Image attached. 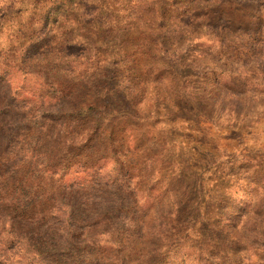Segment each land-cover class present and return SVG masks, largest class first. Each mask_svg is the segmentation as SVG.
I'll return each instance as SVG.
<instances>
[{
    "label": "rangeland",
    "instance_id": "1",
    "mask_svg": "<svg viewBox=\"0 0 264 264\" xmlns=\"http://www.w3.org/2000/svg\"><path fill=\"white\" fill-rule=\"evenodd\" d=\"M0 264H264V0H0Z\"/></svg>",
    "mask_w": 264,
    "mask_h": 264
},
{
    "label": "trees",
    "instance_id": "2",
    "mask_svg": "<svg viewBox=\"0 0 264 264\" xmlns=\"http://www.w3.org/2000/svg\"><path fill=\"white\" fill-rule=\"evenodd\" d=\"M65 190V189H64ZM66 191H59L58 194L54 195L53 196V200H55V203L57 202V197H60L61 199H65V196L62 195V193H65ZM76 192V191H75ZM74 191H70V192H66L65 194L67 195V199L70 198V199H74L76 196V194L78 193H75ZM78 197V196H77ZM63 204H66V205H69L70 203H63ZM55 208H57V212L55 211H52V213L54 215H56L57 217H62L63 219L66 217V215L68 214V210H66L61 204H57L55 206H53ZM71 207V206H69ZM67 207V208H69ZM65 222H71V219H65L63 220L62 222H56L58 227H61Z\"/></svg>",
    "mask_w": 264,
    "mask_h": 264
}]
</instances>
